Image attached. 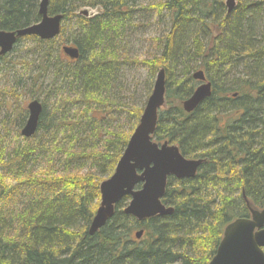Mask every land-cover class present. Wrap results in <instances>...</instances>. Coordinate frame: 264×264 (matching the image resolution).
I'll use <instances>...</instances> for the list:
<instances>
[{"label": "trees", "instance_id": "obj_1", "mask_svg": "<svg viewBox=\"0 0 264 264\" xmlns=\"http://www.w3.org/2000/svg\"><path fill=\"white\" fill-rule=\"evenodd\" d=\"M49 14H63L56 39L21 38L12 54L28 40L22 60L0 56L8 82L22 65L14 85L0 86V264H209L225 227L250 217L249 204L264 208V0H237L231 12L226 0H50ZM40 20L39 0H0V30ZM153 23L151 55L133 60L132 39ZM62 44L79 58L63 57ZM138 65L150 80L166 72L153 140L205 161L194 178L168 179L163 203L172 214L139 221L124 212L125 197L90 235L100 184L153 90L135 100L140 85L129 77ZM199 70L212 95L186 113ZM29 84L42 112L24 138L19 92Z\"/></svg>", "mask_w": 264, "mask_h": 264}, {"label": "water", "instance_id": "obj_2", "mask_svg": "<svg viewBox=\"0 0 264 264\" xmlns=\"http://www.w3.org/2000/svg\"><path fill=\"white\" fill-rule=\"evenodd\" d=\"M49 3L50 0H40L41 20L37 23L15 31L0 30V56L11 52L20 38L37 36L42 40H51L60 34L63 14L50 15ZM226 5L228 12H231L236 6V0H227ZM84 14L88 12L84 11ZM62 50L72 59L80 55L79 49L73 46L65 45ZM193 78L200 84L183 102V109L187 113L195 111L212 95V83L207 81L202 70L195 72ZM165 95L166 73L160 69L139 124L114 173L100 184L101 202L91 222L90 235H94L113 218L116 205L126 196L130 197V201L124 212L139 221L172 214L174 208L162 202L168 178H194L204 163V159L186 158L177 145L169 142L158 144L152 140L159 111L165 104ZM28 111L29 117L21 131L25 138H31L38 129L41 102L31 101ZM250 211V217L237 218L226 226L216 254L209 264H264V209L250 207ZM142 234L143 231H139L137 238H141Z\"/></svg>", "mask_w": 264, "mask_h": 264}, {"label": "rangeland", "instance_id": "obj_3", "mask_svg": "<svg viewBox=\"0 0 264 264\" xmlns=\"http://www.w3.org/2000/svg\"><path fill=\"white\" fill-rule=\"evenodd\" d=\"M146 2L148 3V1H146ZM84 9L85 8H83V10ZM96 12H97V10H93L91 8L89 9V13L91 15L95 14ZM151 25L152 26L147 29L148 30L147 32H145L143 34H138L137 38L135 36V40L132 39V43H130V45H132V46H130V47H133V48L131 49L132 54L130 55V57L133 60H135V59L143 60L147 56L151 55L150 54L151 50H152L151 47H153L154 42L150 41L149 39H153L154 37L156 38V36L159 33V29H160V28L159 29L157 28V26H159L158 23H156V25H155V23H153ZM29 44H30V42L28 40H26L25 42H23L22 45H20L18 47L17 51H19V52L12 54L13 51H11L9 53V56L10 57L12 56L11 57L12 62H16L17 60H22V58L20 56H22V55H24L26 53V49L25 48H27V46ZM62 55H63V57H65L64 53H62ZM21 66L22 65H20L19 62H18V64H16L13 67H11V72L13 74L12 75L13 77L10 78V79L12 80V82H8V81L4 80L3 77L0 74V86L3 87L5 85L4 87H8V86L10 87V86L14 85L16 82L13 81V80H15L19 74L21 75V71H20ZM1 68H4V67L1 66ZM135 69H137L136 71H138V73H136V71H135L134 72L135 75H131L129 77V79L131 81H134V84L138 83L140 85V88L137 87L138 92H136L137 95L135 96L137 98V99L135 98V100L136 101L138 100V103H140L142 100L145 101L146 94H147V91H148L147 89L148 88L150 89V88L154 87L157 74H156L155 78H152L150 80V78L148 76V70L146 68H144L142 65L141 66L140 65L135 66ZM14 74H16V75H14ZM9 76H11V74ZM10 79H8V80L10 81ZM29 82H31V81H29ZM33 89L34 88L32 87V84H29V87H28L26 92H24V93H20L19 92L20 102H21V104L23 103V105H24V107L26 109H27L28 103L31 100L38 99V98H36L37 93L33 92ZM28 116H29V112H28L27 118H28Z\"/></svg>", "mask_w": 264, "mask_h": 264}]
</instances>
